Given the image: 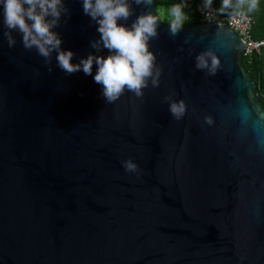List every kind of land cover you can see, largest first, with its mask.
<instances>
[{
  "label": "water",
  "instance_id": "95a60500",
  "mask_svg": "<svg viewBox=\"0 0 264 264\" xmlns=\"http://www.w3.org/2000/svg\"><path fill=\"white\" fill-rule=\"evenodd\" d=\"M64 7L53 31L71 62L108 55L82 0ZM131 7L127 26L158 15L153 0ZM157 23L159 83L108 102L55 51L17 31L9 46L0 17V264H264V107L247 41L217 23ZM203 51L221 60L214 76L195 67Z\"/></svg>",
  "mask_w": 264,
  "mask_h": 264
},
{
  "label": "clouds",
  "instance_id": "9594fccd",
  "mask_svg": "<svg viewBox=\"0 0 264 264\" xmlns=\"http://www.w3.org/2000/svg\"><path fill=\"white\" fill-rule=\"evenodd\" d=\"M131 3L132 0H82L84 13L96 22L100 33V39L93 43V47L102 44L109 50V54H89L86 58H81L79 63L71 62L73 52L61 48L62 40L53 31L62 13L67 11L64 0H0V17L9 46L15 43L11 31H17L22 35L24 47H35L46 59L55 51L57 64L63 71H83L85 75H91L94 82L101 85L105 101L111 102L126 90L137 97L142 96V90L148 85L150 77L154 86L159 83L156 78L159 76V69L155 66V56L149 50L148 41L157 34V22L162 17L147 11L138 15L131 26H127L122 21L133 14ZM135 3L147 5L152 0H135ZM223 3L227 6L229 0H223ZM182 9L180 3H174L168 9V15L172 17L170 30L173 33L187 19ZM195 60L196 69L206 70L210 76L221 70V60L212 51L197 54ZM168 111L175 119L180 120L186 114L187 105L182 99L170 100ZM205 120L208 124L212 123L211 117H205ZM122 165L126 171L138 170V165L131 158L123 161Z\"/></svg>",
  "mask_w": 264,
  "mask_h": 264
},
{
  "label": "trees",
  "instance_id": "16d2710c",
  "mask_svg": "<svg viewBox=\"0 0 264 264\" xmlns=\"http://www.w3.org/2000/svg\"><path fill=\"white\" fill-rule=\"evenodd\" d=\"M158 15L162 11H167L174 3H180L183 6V12L187 19L184 26L196 25L199 18L198 1H195L191 7H188L183 0H153ZM221 15L229 16L236 11H241L250 16L253 20L251 37L253 40H264V0H229L227 6L223 0H211ZM171 16L166 17L167 21H171ZM242 66L250 73L256 82L254 94L259 98L264 107V49L262 54L254 53L251 57L243 56Z\"/></svg>",
  "mask_w": 264,
  "mask_h": 264
},
{
  "label": "built area",
  "instance_id": "2783aa9c",
  "mask_svg": "<svg viewBox=\"0 0 264 264\" xmlns=\"http://www.w3.org/2000/svg\"><path fill=\"white\" fill-rule=\"evenodd\" d=\"M184 3L191 7L195 1H198L199 22L217 23L236 32L242 40L246 42L247 48L243 56L251 57L254 53L262 54L264 49V40L256 41L251 37L253 20L250 16L241 11H236L229 16H224L219 13L211 0H183Z\"/></svg>",
  "mask_w": 264,
  "mask_h": 264
},
{
  "label": "rangeland",
  "instance_id": "374dc122",
  "mask_svg": "<svg viewBox=\"0 0 264 264\" xmlns=\"http://www.w3.org/2000/svg\"><path fill=\"white\" fill-rule=\"evenodd\" d=\"M159 15L162 17L161 20H162L163 22L170 24V21H167V20H166V17H168V13H167V11H166V12H165V11H162ZM171 19H172V18H171ZM185 22H186V20H185ZM185 22H184V23H185ZM184 23H183V24H184Z\"/></svg>",
  "mask_w": 264,
  "mask_h": 264
}]
</instances>
